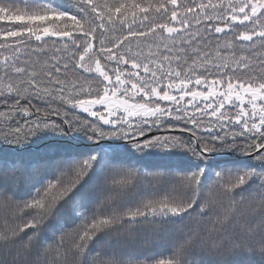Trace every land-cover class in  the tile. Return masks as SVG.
I'll list each match as a JSON object with an SVG mask.
<instances>
[{
  "label": "snow or ice",
  "instance_id": "1",
  "mask_svg": "<svg viewBox=\"0 0 264 264\" xmlns=\"http://www.w3.org/2000/svg\"><path fill=\"white\" fill-rule=\"evenodd\" d=\"M0 264H264V0H0Z\"/></svg>",
  "mask_w": 264,
  "mask_h": 264
},
{
  "label": "trees",
  "instance_id": "2",
  "mask_svg": "<svg viewBox=\"0 0 264 264\" xmlns=\"http://www.w3.org/2000/svg\"><path fill=\"white\" fill-rule=\"evenodd\" d=\"M152 173L151 172H149V175H151ZM84 179H87V177H84Z\"/></svg>",
  "mask_w": 264,
  "mask_h": 264
}]
</instances>
